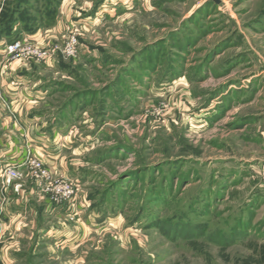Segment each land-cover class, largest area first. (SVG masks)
<instances>
[{
  "label": "rangeland",
  "instance_id": "374dc122",
  "mask_svg": "<svg viewBox=\"0 0 264 264\" xmlns=\"http://www.w3.org/2000/svg\"><path fill=\"white\" fill-rule=\"evenodd\" d=\"M216 1L0 0V75L50 86L33 110L72 117L81 154L75 180L28 154L9 187L1 156L7 264H264V0ZM110 3L114 18L95 16ZM7 40L22 46L8 55ZM10 103L0 95V127ZM28 159L76 197L49 203Z\"/></svg>",
  "mask_w": 264,
  "mask_h": 264
},
{
  "label": "crops",
  "instance_id": "0c3cea01",
  "mask_svg": "<svg viewBox=\"0 0 264 264\" xmlns=\"http://www.w3.org/2000/svg\"><path fill=\"white\" fill-rule=\"evenodd\" d=\"M110 4L111 5L105 6L104 9L101 7L97 12L98 15L95 16L101 17L108 14L106 17L114 18L115 4ZM71 7L72 5L68 3L63 11L67 10V14L70 15L71 13L72 15L73 12ZM77 7V5L74 6V8ZM95 16L92 18H95ZM55 28L56 31H60L63 28L62 19ZM83 52L85 56H98L89 51ZM15 69L17 68H10V72L7 73L4 71L2 72L3 74L0 75V95L4 100H8V98L11 99L10 105L14 113L13 120L8 117H2L3 122L2 127H0V131H2L1 135L5 137L7 132L13 133V137L10 136L7 138L14 140V142L11 141V143L6 144L3 143L5 140H0V158L1 156L5 157L8 161L6 165H20L28 154L39 155L46 166L51 170H55L57 174L73 180L79 178V169L71 163L75 161L73 159H77L81 156L77 148L73 147L74 136L72 132L68 131L71 127H69V122L72 117L59 118L56 120L55 116H52V119H50L51 115L49 111L43 112L33 110L48 98L52 89L50 86L47 87V85L41 86L40 82L35 81L30 73L21 72V70L16 71ZM10 80H16L18 85L15 84V86L17 87H12L14 83H11ZM70 107H75V104L72 102L71 106H67L66 108L70 109ZM0 108L2 109L1 105ZM17 122L19 127L16 124ZM55 123L57 124L54 125ZM21 127H23V129ZM6 165H3L2 168ZM7 195L8 194H6V198H3V200L0 198L4 211L8 208L10 202V197ZM12 195L15 197L14 208L17 209L21 207L23 202L28 203L27 199H24L23 193L17 192ZM82 200L86 202V198H82ZM79 206L82 205L79 204ZM81 208H83V206ZM89 213L91 214L90 209ZM82 226L84 227L83 224ZM4 257L3 255L0 256V264H7L9 261V259Z\"/></svg>",
  "mask_w": 264,
  "mask_h": 264
},
{
  "label": "built area",
  "instance_id": "2783aa9c",
  "mask_svg": "<svg viewBox=\"0 0 264 264\" xmlns=\"http://www.w3.org/2000/svg\"><path fill=\"white\" fill-rule=\"evenodd\" d=\"M22 46L20 42H14L10 44H5L4 50L8 53V55H12L18 51V49ZM66 48L70 49L71 52H75L77 48V38L74 30H70L67 35V44ZM26 169H32L36 173V179L39 183H43L46 185L47 189L52 193V197L49 198V203L57 206L66 205L73 200L77 193L78 189L76 185L71 183L70 181H65L60 178H50L48 170L43 168L41 162L37 159H28L26 162ZM21 166H13L8 165L3 169V173L1 176L2 184L5 186L14 185L13 183L21 177ZM36 168V169H35ZM39 171V174L38 172ZM77 184V183H76ZM54 193V194H53Z\"/></svg>",
  "mask_w": 264,
  "mask_h": 264
},
{
  "label": "trees",
  "instance_id": "16d2710c",
  "mask_svg": "<svg viewBox=\"0 0 264 264\" xmlns=\"http://www.w3.org/2000/svg\"><path fill=\"white\" fill-rule=\"evenodd\" d=\"M3 31H4V33L5 34H7V29H6V27H0V39H2V33H3ZM9 43H11V42H13V41H16V40H7ZM92 207V206H91ZM95 210V209H94ZM96 211H98L99 213H102V210L101 209H97ZM179 234V233H178Z\"/></svg>",
  "mask_w": 264,
  "mask_h": 264
},
{
  "label": "water",
  "instance_id": "95a60500",
  "mask_svg": "<svg viewBox=\"0 0 264 264\" xmlns=\"http://www.w3.org/2000/svg\"><path fill=\"white\" fill-rule=\"evenodd\" d=\"M215 2L217 3V1L215 0Z\"/></svg>",
  "mask_w": 264,
  "mask_h": 264
}]
</instances>
